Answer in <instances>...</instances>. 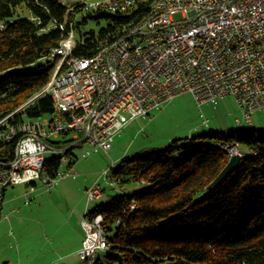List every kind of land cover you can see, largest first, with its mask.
Instances as JSON below:
<instances>
[{
	"label": "trees",
	"instance_id": "obj_1",
	"mask_svg": "<svg viewBox=\"0 0 264 264\" xmlns=\"http://www.w3.org/2000/svg\"><path fill=\"white\" fill-rule=\"evenodd\" d=\"M64 1L0 0V119L11 113L12 121L51 118L49 96L29 100L59 63L52 51L77 30L72 56L93 57L145 19L155 0H135L115 13ZM79 13L85 15L76 22ZM87 19L104 26L81 34ZM242 128L203 136L216 138L211 143L173 141L109 167L108 184L118 193L87 212L102 216L108 240L103 261L97 257L94 264H264V130ZM231 143L240 161L208 189L229 160L220 145ZM14 145L0 144L1 161L13 157ZM70 155L67 169L76 159ZM59 159L45 162L51 177L61 169Z\"/></svg>",
	"mask_w": 264,
	"mask_h": 264
},
{
	"label": "built area",
	"instance_id": "obj_2",
	"mask_svg": "<svg viewBox=\"0 0 264 264\" xmlns=\"http://www.w3.org/2000/svg\"><path fill=\"white\" fill-rule=\"evenodd\" d=\"M134 1H97L88 8L124 12ZM73 47L70 32L67 44L51 54L60 59L56 70L64 67L53 91L39 96L51 99L52 117L12 121L11 113L0 121V144L15 143L13 157L0 160V207L6 188L28 185L32 192L39 183L50 190L74 178L61 169L51 177L40 157L58 154L62 167L75 148L87 147L83 159L107 153L131 120L150 121L153 110L179 95L190 94L198 107L231 96L247 122L264 108V0H161L143 27L105 53L76 58ZM236 149L232 155L241 154ZM85 191L87 204L102 194L99 181ZM90 219L95 226L80 221L82 262L84 253L108 247L102 216Z\"/></svg>",
	"mask_w": 264,
	"mask_h": 264
},
{
	"label": "rangeland",
	"instance_id": "obj_3",
	"mask_svg": "<svg viewBox=\"0 0 264 264\" xmlns=\"http://www.w3.org/2000/svg\"><path fill=\"white\" fill-rule=\"evenodd\" d=\"M97 1L104 0H65L64 3L67 7H70L76 2H81L87 4L88 7L89 4ZM20 15L29 17V12L22 10ZM84 15L85 13H79L75 21L79 22ZM103 26V21L96 22L87 19L84 25L81 24L79 26V32L81 34L97 33ZM78 39L79 33L75 30L73 41L75 42ZM43 118L48 119L49 116L46 115ZM203 120H207V126L202 125ZM237 121L242 124V127L249 128H244L246 130H264V109L252 115V124L248 125L243 119L235 99L231 96L219 100L216 104H204L198 107L190 94L179 95L171 101L163 103L158 109L153 110L150 121L142 117L131 120L115 135L111 148L107 153L98 151L92 153L87 159H83L82 154L87 147L83 146L73 149L72 155L76 159L72 161L70 168H66L67 164L62 166L61 172L70 171L74 178L72 176L65 177L50 190L38 183L35 187L37 191L32 196H43L41 213L44 217V222L51 228V231L57 236L56 238L60 236L59 239H63V235L67 232V219L71 216L72 208L79 196H85V204L87 202L85 190L89 185L94 181H99L103 193L100 196L102 197L101 199L99 197L97 200L88 203V211H92L95 207L107 203L111 196L118 193L115 186L108 184L109 172L107 169L110 166L140 155L146 150L153 149L152 147H162L173 141L185 143L189 139H194L199 143L214 142L216 138L208 139L203 138V136L223 135L228 130L234 132L238 130ZM227 147L230 148L228 151L230 150L231 152H234V149L237 148L233 143L228 144ZM55 155L59 156L58 154ZM51 157L52 155L47 153L45 160ZM104 171L106 172L105 175ZM19 189L20 187L7 188V192L16 190L15 195H22V193H18ZM27 209L28 207H25L23 212L25 213ZM25 223L28 224V228L34 225L31 216L25 218ZM97 257L103 261V253L99 252ZM82 264L86 263L83 262Z\"/></svg>",
	"mask_w": 264,
	"mask_h": 264
},
{
	"label": "crops",
	"instance_id": "obj_4",
	"mask_svg": "<svg viewBox=\"0 0 264 264\" xmlns=\"http://www.w3.org/2000/svg\"><path fill=\"white\" fill-rule=\"evenodd\" d=\"M245 122L248 125L252 124ZM243 128L249 129L245 126ZM15 187H20L18 193L22 195H15L16 190L7 192L6 188L0 207V264H82L77 251L83 242L80 218L84 212H89L85 196H79L72 208L71 216L67 219V232L63 239H59L60 236L56 238L57 236L44 222L41 213L43 196H32L37 189L29 192L28 185L9 188ZM25 207L30 209L24 213ZM30 216L34 225L28 228L25 218Z\"/></svg>",
	"mask_w": 264,
	"mask_h": 264
},
{
	"label": "bare ground",
	"instance_id": "obj_5",
	"mask_svg": "<svg viewBox=\"0 0 264 264\" xmlns=\"http://www.w3.org/2000/svg\"><path fill=\"white\" fill-rule=\"evenodd\" d=\"M160 1L161 0H155L154 1V3L151 6V10H150L149 15L151 14L152 9L158 8ZM181 1L182 0H174V2H181ZM149 15L145 19H143L141 22L134 25L128 31L126 36L122 37L121 39H119L118 41L114 42L111 45L100 48L98 50V53H105V49H111L115 45V43L122 42L125 38H127L128 35L134 34L139 27H143L147 23V21L149 20ZM60 44H67V38L65 40L61 41ZM61 77H62V71L60 72V70L55 69L53 75L51 76L49 82L45 85V87L40 92H38L36 95H34L29 101H32L33 99L38 98L40 95L46 94L47 92H52L53 88L55 86V81ZM1 120L2 119H0V121ZM238 127L242 128V126H238ZM222 145H224V144H222ZM220 147L223 150H225L228 153V155H230V156L232 155V152L230 150L228 151V149H230V148H223L222 146H220ZM239 156H241V154ZM45 162H46L45 156L40 157V165H45ZM113 166H110V167H113ZM83 222H88V226H95V219H90V216L87 215V212H84ZM99 252L104 254L105 251H89V253H84L83 262H85L86 264H94L96 259L91 260V258H97V255Z\"/></svg>",
	"mask_w": 264,
	"mask_h": 264
},
{
	"label": "water",
	"instance_id": "obj_6",
	"mask_svg": "<svg viewBox=\"0 0 264 264\" xmlns=\"http://www.w3.org/2000/svg\"><path fill=\"white\" fill-rule=\"evenodd\" d=\"M240 161V156L238 154H233L229 157L228 163L222 169V171L216 176V178L208 185V189L217 187L222 182H224L228 176L232 173L237 163Z\"/></svg>",
	"mask_w": 264,
	"mask_h": 264
}]
</instances>
